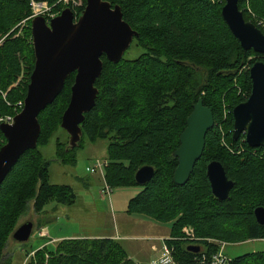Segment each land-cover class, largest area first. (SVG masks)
<instances>
[{
	"label": "trees",
	"instance_id": "trees-1",
	"mask_svg": "<svg viewBox=\"0 0 264 264\" xmlns=\"http://www.w3.org/2000/svg\"><path fill=\"white\" fill-rule=\"evenodd\" d=\"M40 1V0H39ZM55 4L56 0H48ZM78 11L85 8L87 0ZM120 5L123 18L138 31L133 40L144 49L133 59L118 63L102 56L104 69L95 85L96 104L81 124L90 142L108 140L105 181L112 187L140 186L128 202L129 214L144 215L169 224L172 247L178 264H196L202 252L219 250L215 238L226 243L264 239V225L254 214L264 206V148L251 147L243 134L233 139V109L251 94L250 67L264 62V54L245 50L222 16L225 0H108ZM56 9L60 5L55 6ZM246 21L263 32L264 0H239ZM30 0H0V115H15L22 108L35 67ZM260 20H262L260 22ZM132 45V44H131ZM26 65V78L14 86ZM76 72L66 80L62 92L40 114L38 146L27 150L0 185V264H12L5 256L8 239L33 202L42 212L55 201L72 205L76 193L70 185L50 182V161L40 151L61 129L62 117L71 99ZM6 93V96L3 95ZM214 114L202 157L189 181H174L178 159L174 151L198 99ZM0 148L6 139L0 131ZM67 142L56 141V157L64 164L76 163V149L66 151ZM220 161L234 187L226 200L212 192L207 165ZM154 167L146 184L136 182L138 169ZM192 226L202 239H184L183 229ZM200 246L193 252L188 246ZM26 264H138L113 237H85L60 240L35 252ZM233 264H264V251L233 258Z\"/></svg>",
	"mask_w": 264,
	"mask_h": 264
},
{
	"label": "water",
	"instance_id": "water-1",
	"mask_svg": "<svg viewBox=\"0 0 264 264\" xmlns=\"http://www.w3.org/2000/svg\"><path fill=\"white\" fill-rule=\"evenodd\" d=\"M222 16L245 50L264 54V32L253 22L246 21L239 0H225ZM31 32L35 67L24 105L14 115L12 123H0V131L6 139L0 148V185L19 158L38 146L39 114L54 102L73 72H76L75 81L61 127L69 136L66 151L80 145L84 136L81 124L85 114L95 106L99 93L95 83L104 69L102 56L118 63L133 40L139 37L138 31L124 20L121 6L113 7L108 0H87L77 19L70 7L49 22L42 15L36 16L31 20ZM250 77V96L233 109V139L238 140L244 134L251 147L264 148L263 61H256L250 67ZM214 126L213 111L204 105L202 98L198 99L180 135V145L173 153L178 159L174 172L176 184L183 186L189 181L203 155L207 134ZM154 173V167L145 165L136 172V182L144 185ZM207 177L213 194L226 200L235 183L228 177L224 165L218 160L208 163ZM254 214L257 222L264 225V206L256 207ZM33 227L32 221L25 222L14 231L13 238L18 242L28 241ZM188 249L197 253L200 246L190 245Z\"/></svg>",
	"mask_w": 264,
	"mask_h": 264
},
{
	"label": "rangeland",
	"instance_id": "rangeland-1",
	"mask_svg": "<svg viewBox=\"0 0 264 264\" xmlns=\"http://www.w3.org/2000/svg\"><path fill=\"white\" fill-rule=\"evenodd\" d=\"M40 1L47 3L48 10L44 14L47 17V20L49 19L48 17L51 18L60 14L65 7H72V3L69 0H56L55 4H51L48 0ZM82 2L84 4L83 0ZM56 5H60V8L56 9ZM80 8L81 6L75 8L76 12H78ZM261 21L262 20H260V22ZM28 22L30 21L28 20L22 23L27 24ZM260 24H262V28L264 29V22L262 21ZM2 42L3 39H0V44ZM143 51V48L137 47L136 43L132 42V45L126 51L124 58H136ZM25 78L26 65L23 63L22 73L18 77L14 86L22 83ZM5 94L6 93H3V95ZM57 139L61 142L68 141L69 136L63 128L58 129L51 137L49 143L40 147V151L44 157L50 161V182L54 184L70 185L76 193V200L72 205H63L51 201L40 213L34 211L33 202L30 201L27 211L18 220L16 229L25 222L32 221L34 224L32 235L26 242H18L11 236L4 249L5 256L12 259V264H26L31 258H35V252L38 249H41V246L44 243H49L48 247L53 249L55 245L63 239L73 237H97L106 234L114 235L116 239H118V236H120L118 234H125L136 236L123 237V239H120L119 241L122 242L129 254L139 256V260L143 258L140 260L141 264H151L152 261L158 259L163 247V241L160 240V238H158V241L154 236L156 233H162L164 235L169 234L167 238H164L166 243V239L170 238L171 235L170 225L152 220L153 223H156V225L160 227V230H156L154 233H152L154 230L150 231L151 233L148 230L150 238L142 239L139 236H141V234L144 235L145 233L131 228L132 220L137 221L141 216L137 214H129L127 212L129 200L136 196L142 188L140 186H120L112 188V193L108 194L105 193L106 186L103 178L98 173L88 171V167H91L97 159L104 160L107 158V145L109 141L100 139L96 142H90L86 137L84 145L76 149V163L71 165L64 164L57 159ZM54 205H57V207L54 208ZM188 228L193 227L187 226L183 229L184 234L182 238L184 239H187L185 229ZM45 229L49 231L45 237H41L40 232ZM53 238H57V241H52ZM192 238L202 239L197 236L195 229ZM206 239L211 243H217L218 241L211 237ZM152 243L158 245V247L156 246L158 250H150L148 252L147 247ZM135 246L140 249V255H138ZM255 251H264L263 239H250L239 243H228L224 247V252L231 258Z\"/></svg>",
	"mask_w": 264,
	"mask_h": 264
},
{
	"label": "built area",
	"instance_id": "built-area-1",
	"mask_svg": "<svg viewBox=\"0 0 264 264\" xmlns=\"http://www.w3.org/2000/svg\"><path fill=\"white\" fill-rule=\"evenodd\" d=\"M65 1H67V0H65ZM69 1L72 3V8L75 12H76L75 8L83 6L82 0H69ZM31 5H32L31 15L28 16L24 21L29 20L31 22V20L34 17L39 16V15L44 16L47 20V17L44 15L46 13V11L48 10V6H47L46 2L31 0ZM56 16H53L51 18L48 17L49 19L47 21L49 22L52 18H54ZM0 93H1V91H0ZM4 96H6V94ZM23 105H24V101H20L17 104V106L21 107V108L23 107ZM13 117H14V115H3V116L0 115V123H3V122L12 123ZM107 165H108V161L106 159H104V160L97 159L91 167H88V171H90L92 173H98L103 178V180L105 182V186H106L105 187V191H106L105 193L111 194L112 193V187H110L105 181V167ZM185 233L187 235V237H186L187 239H193L192 238V236L194 235V229L193 228L185 229ZM45 235H47V232H45V231L40 232L41 237H45ZM161 240L163 241V247L161 249V254H160L159 258L152 261L151 264H178V262H176V260L174 259V256H173V250L174 249L165 243L164 238H161ZM217 244L219 245V250H217L216 252L210 253V254L202 252L199 256L196 257V264H203V263H207V264H233V258L229 257L224 252V247L226 246L227 243L224 241L218 240ZM153 249L158 250L155 245L153 246Z\"/></svg>",
	"mask_w": 264,
	"mask_h": 264
},
{
	"label": "crops",
	"instance_id": "crops-1",
	"mask_svg": "<svg viewBox=\"0 0 264 264\" xmlns=\"http://www.w3.org/2000/svg\"><path fill=\"white\" fill-rule=\"evenodd\" d=\"M54 208H56L57 207V205H54L53 206ZM53 208V209H54ZM138 215V214H137ZM141 217H139V219H137V221H135V220H132V226H131V228L132 229H135V230H137V231H140V232H142V233H145L144 235L143 234H141V236H139V237H141L142 239H146V238H150V234H148V230H149V232L150 231H153L152 233H154V232H156V230H160V227L159 226H157L156 225V223H153V221L152 220H154V219H152V218H150V217H147V216H144V215H140ZM157 222V221H156ZM43 231H45V232H47L48 233V231H47V229H45V230H43ZM151 233V232H150ZM118 235H120V236H118L119 238V240L120 239H123V237H136V236H130V235H125V234H118ZM168 235L169 234H167V235H164V234H157L156 233V235L154 236V237H156V239L159 241V239L158 238H160V240H161V238H167L168 237ZM75 237H77V236H75ZM97 237H113V238H116L114 235H110V234H106V235H101V236H97ZM59 239H61V238H59ZM52 241H54V242H56L57 241V238H53L52 239ZM45 244V243H44ZM42 245L41 247H43V246H45V245H49V243H46L45 245ZM228 244V243H227ZM226 244V245H227ZM153 245H155V246H157L158 247V245L156 244V243H152L149 247H147L148 249H147V251L149 252L150 250H154L153 249ZM135 249L137 250V253H138V255H140V249H138L136 246H135ZM135 250V251H136ZM225 251H226V249H225ZM130 257L131 258H133L138 264H141V262H140V260H142L143 258H141L140 260H139V256H133L132 254H130Z\"/></svg>",
	"mask_w": 264,
	"mask_h": 264
},
{
	"label": "flooded vegetation",
	"instance_id": "flooded-vegetation-1",
	"mask_svg": "<svg viewBox=\"0 0 264 264\" xmlns=\"http://www.w3.org/2000/svg\"><path fill=\"white\" fill-rule=\"evenodd\" d=\"M68 7H70V6H68ZM66 8V7H65ZM72 10H73V8L72 7H70ZM73 12H74V14H75V17H76V19H77V16L79 15L78 14V12H75L74 10H73Z\"/></svg>",
	"mask_w": 264,
	"mask_h": 264
}]
</instances>
